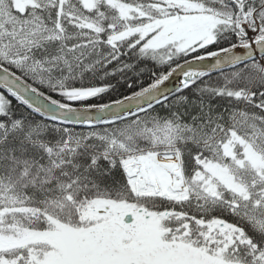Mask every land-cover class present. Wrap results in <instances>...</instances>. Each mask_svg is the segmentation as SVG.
I'll use <instances>...</instances> for the list:
<instances>
[{"label": "snow or ice", "instance_id": "6c2138e0", "mask_svg": "<svg viewBox=\"0 0 264 264\" xmlns=\"http://www.w3.org/2000/svg\"><path fill=\"white\" fill-rule=\"evenodd\" d=\"M0 264H264V0H0Z\"/></svg>", "mask_w": 264, "mask_h": 264}]
</instances>
